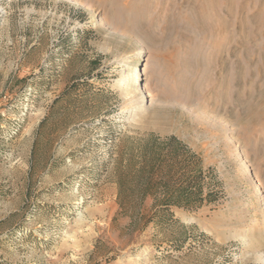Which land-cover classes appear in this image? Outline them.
Wrapping results in <instances>:
<instances>
[{
  "label": "rangeland",
  "instance_id": "obj_1",
  "mask_svg": "<svg viewBox=\"0 0 264 264\" xmlns=\"http://www.w3.org/2000/svg\"><path fill=\"white\" fill-rule=\"evenodd\" d=\"M263 105L264 0H0V264H264ZM173 137L200 197L140 207Z\"/></svg>",
  "mask_w": 264,
  "mask_h": 264
},
{
  "label": "trees",
  "instance_id": "obj_2",
  "mask_svg": "<svg viewBox=\"0 0 264 264\" xmlns=\"http://www.w3.org/2000/svg\"><path fill=\"white\" fill-rule=\"evenodd\" d=\"M178 143L174 137L163 142H158V139L146 142L143 145L144 152L139 153L140 160L133 166L132 173L135 174L138 188L142 191L141 201L151 194L156 210L170 207L190 208L200 197L197 194V176L184 178L183 167L188 166V162H183V155L175 148ZM123 181L121 175L117 180L119 190Z\"/></svg>",
  "mask_w": 264,
  "mask_h": 264
},
{
  "label": "crops",
  "instance_id": "obj_3",
  "mask_svg": "<svg viewBox=\"0 0 264 264\" xmlns=\"http://www.w3.org/2000/svg\"><path fill=\"white\" fill-rule=\"evenodd\" d=\"M149 203H150L149 196H147L143 199V201H141L140 207H142L144 204L146 205ZM112 206L113 205L111 204L110 206L111 211L109 214H106V217H109V219H114L113 226L118 230L117 233H120L121 230H127L126 227H129V224L131 223L132 214L130 213V211H127L126 209L116 210L117 207L114 206L112 207ZM151 209L156 210L154 198L152 200ZM138 210L140 211L141 209L138 208ZM113 230L115 231V229ZM147 230L148 229L142 230L141 234L146 233Z\"/></svg>",
  "mask_w": 264,
  "mask_h": 264
},
{
  "label": "bare ground",
  "instance_id": "obj_4",
  "mask_svg": "<svg viewBox=\"0 0 264 264\" xmlns=\"http://www.w3.org/2000/svg\"><path fill=\"white\" fill-rule=\"evenodd\" d=\"M134 77H135V75H134ZM139 82H140L139 79L136 77L134 83H139ZM135 89H136V93H138V94H139V93L142 94V92L144 91L143 88H142V85H141L140 83H139V85L137 86V88H135ZM263 108H264V105H263V107H262L261 110H258L257 107L252 108V111H250V112H252L251 115H252L254 118H256V119H257V118H262V117H263V115H262ZM249 115H250V113H249ZM249 115H248V116H249ZM251 115H250V116H251ZM253 117H251V119H254ZM242 160H243V159H242ZM242 165H243V167H244V170H246L247 176H249L250 180L252 181L253 188L256 189V196H257V197H260V198H259V202H260L261 210L264 211V201H263V199L261 198V197H262V195H261V194H262L261 188H259V187L256 185V182H255L254 179H253L252 172H251V170L249 169V166L247 165V163L243 161Z\"/></svg>",
  "mask_w": 264,
  "mask_h": 264
}]
</instances>
